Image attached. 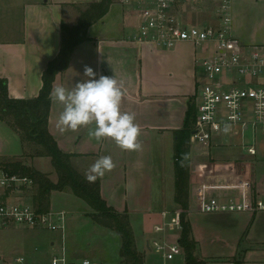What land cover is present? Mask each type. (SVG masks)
<instances>
[{"label": "crops", "instance_id": "0c3cea01", "mask_svg": "<svg viewBox=\"0 0 264 264\" xmlns=\"http://www.w3.org/2000/svg\"><path fill=\"white\" fill-rule=\"evenodd\" d=\"M98 1L0 0V79L7 80L10 98L28 100L39 96L43 73L60 52L62 23L66 16L74 9L79 10L81 6ZM214 16L208 12L195 13L189 19L198 25H214L217 24ZM197 18L199 20H195ZM137 26L138 20L124 8L121 0L120 4L114 2L108 14L88 29L87 39L75 49L68 69L56 77L53 89L58 86L71 88L77 82H82L86 79L83 74L85 65L93 68L96 79L101 75L115 76L124 92L121 111L133 113L135 123L141 129V149L122 150L110 139L96 141L89 138L87 128L61 133L57 120L63 105L53 99L49 129L60 149L76 156L74 166L85 176L98 158L111 156L116 167L100 177L102 196L118 212H128L137 248L144 255L145 264H149L147 257L156 250L154 241L159 240L165 246V251L156 250L164 259H167L168 246L179 244L181 229L156 234L154 227L171 222L175 215L181 213L175 202L174 132L184 126L188 101L194 100L197 106L199 91L209 82L200 60L211 56L215 48L209 45L198 47L186 42L164 50L151 44L134 42L131 37L136 33ZM233 34L240 44L256 46L235 33L234 7ZM258 132L262 134L264 130ZM258 132L254 135L250 129L227 127L215 134L208 145L191 143L188 216L193 237L198 242L197 256L208 264H264V211H199V195L203 191L209 197L223 201H239L243 191L238 186L242 183L248 184L244 189L251 200L264 201V173L257 175L258 185H252L250 179L245 178L244 168L242 171L237 167L234 169V158L238 160L243 157L246 163H250L253 157L259 155L258 147L257 156H250L245 149L254 137L257 139ZM247 135L250 142L244 141ZM235 136L241 137L242 143L233 140ZM23 154L24 147L18 134L0 121V161L20 159ZM205 160H211L212 164L205 163ZM24 161L38 171V166L49 168L42 158ZM59 194H52L51 211L64 212L67 217L71 209L79 210L77 213L83 214L78 221L81 228L90 230L97 242L118 241L121 250L120 236L92 221L88 217L91 208L74 195L68 194L74 198L65 203L70 209L55 207L54 202ZM134 219L139 221L138 224H144L147 219L157 221L153 233L150 232L145 239L141 238V242ZM196 219H213L220 225L206 231L200 228L198 232L193 225ZM65 240L66 248L67 237ZM51 245L52 248L57 246L54 241ZM182 253L185 256L183 249ZM66 254L71 264H80L81 260L68 254L67 249Z\"/></svg>", "mask_w": 264, "mask_h": 264}, {"label": "built area", "instance_id": "2783aa9c", "mask_svg": "<svg viewBox=\"0 0 264 264\" xmlns=\"http://www.w3.org/2000/svg\"><path fill=\"white\" fill-rule=\"evenodd\" d=\"M124 8L138 20L134 42L147 43L170 50L181 43L195 46H214L211 56L200 60L208 83L199 91L196 106L197 119L191 143L208 145L213 136L227 127L250 129L254 135L264 130V46H244L233 34V0H121ZM208 12L217 24L198 25L190 21L195 13ZM226 77V79H221ZM250 156H257V139L245 147ZM242 185V186H241ZM248 184H240L239 201H223L199 195V211L202 213H236L264 211L263 200H251ZM35 183L28 176L6 170L0 163V231L15 228L46 229L62 233L60 256L52 258V264H71L64 245V212L40 213L30 197ZM209 189V187H207ZM206 191V190H205ZM27 194V195H26ZM29 195V196H28ZM181 229L180 214L162 226H155L154 233L165 234ZM157 251H165L160 241H154ZM165 254L172 260L181 253V246H168ZM16 263L23 264L19 257ZM80 264H91L82 261Z\"/></svg>", "mask_w": 264, "mask_h": 264}, {"label": "trees", "instance_id": "16d2710c", "mask_svg": "<svg viewBox=\"0 0 264 264\" xmlns=\"http://www.w3.org/2000/svg\"><path fill=\"white\" fill-rule=\"evenodd\" d=\"M115 0H99L81 9L76 25L62 23V40L59 54L49 62L43 73V86L35 99L20 100L9 96L8 82L0 79V121L15 131L24 147L20 159L3 160L7 171L28 176L35 183L33 202L40 213L51 208L54 192L71 193L92 210L88 217L96 224L110 229L122 240L120 257L122 264H145L144 255L138 250L134 229L128 212L120 213L111 207L101 193V178L90 182L74 166L73 154L63 152L49 129V117L52 107L50 94L56 77L65 72L75 49L87 39L88 29L103 19ZM197 119L196 103L188 101L185 122L182 129L174 132L175 157V202L180 208L181 235L179 244L184 250L186 264H208L197 256L198 242L193 237L189 220L191 190V136ZM34 152L28 151V147ZM50 158L58 180L54 182L49 174L38 171L24 160ZM237 264H242L237 262Z\"/></svg>", "mask_w": 264, "mask_h": 264}, {"label": "rangeland", "instance_id": "374dc122", "mask_svg": "<svg viewBox=\"0 0 264 264\" xmlns=\"http://www.w3.org/2000/svg\"><path fill=\"white\" fill-rule=\"evenodd\" d=\"M120 4V0H115ZM115 8L117 6H114ZM234 7V30L237 35L243 38L250 45L264 46V0H233ZM84 10V7L81 8ZM81 9H74L66 16V23L69 25H76L81 14ZM201 19L208 20V17H202ZM194 20V19H193ZM199 20V18L195 19ZM200 56V55H199ZM257 135V147L259 149V155L253 157L250 163L241 157L240 159L234 158V169L243 170L245 178L250 179L252 185H258L256 182L257 175L264 173V133ZM223 137V136H222ZM244 138V137H243ZM224 139V138H223ZM233 140L242 143V138L237 136L233 137ZM244 141L250 142V136H246ZM28 151L34 152L30 146ZM46 162L48 169L41 168L42 172H47L53 181L58 179L56 172L51 163L50 158H42ZM205 163L212 164L211 160H205ZM2 164V161H0ZM227 168V167H225ZM230 168V167H228ZM33 190L29 192L30 197L33 195ZM59 194L54 202L55 207L67 209V203L72 195ZM27 195V194H26ZM28 195V196H29ZM70 209V208H68ZM78 209V208H77ZM65 220V239L67 237L66 249L68 254L76 256V259H80V263L85 259L89 260L91 264H122L119 246L114 240H107L105 242H97L93 239L91 231L85 228H81L78 225L79 219L83 216L79 210H70ZM173 220V219H172ZM215 221V220H214ZM213 219H196L194 224L198 232L200 228L206 229L219 226V222ZM134 219V226L139 236L145 239L151 232L157 221L148 220L144 224ZM78 225V226H74ZM179 230V229H178ZM200 230V231H199ZM56 243V248H52L51 242ZM62 242V233L60 231H49L46 229H28V228H15L11 230L0 231V264H19L16 263L17 257H24L25 262L23 264H52V258L54 256H60V245ZM66 242V240H65ZM207 247V242L204 241ZM141 244V243H140ZM244 244V243H243ZM208 250V249H207ZM214 250L210 253L212 255ZM218 251V250H217ZM227 251H224V253ZM181 254V253H180ZM147 263L149 264H186L185 256L183 253L177 255L175 260L164 259L162 254L157 253L156 250L153 254L147 257Z\"/></svg>", "mask_w": 264, "mask_h": 264}, {"label": "clouds", "instance_id": "9594fccd", "mask_svg": "<svg viewBox=\"0 0 264 264\" xmlns=\"http://www.w3.org/2000/svg\"><path fill=\"white\" fill-rule=\"evenodd\" d=\"M84 79L71 88L58 86L50 98L63 105L57 120L61 133L88 129L89 138L101 141L110 139L122 150L141 149L139 137L141 129L135 123V115L121 111L124 92L114 77L101 75L85 65ZM116 167L111 156H101L89 168L86 179L90 182L103 177Z\"/></svg>", "mask_w": 264, "mask_h": 264}]
</instances>
